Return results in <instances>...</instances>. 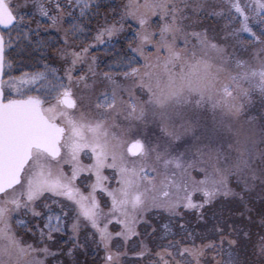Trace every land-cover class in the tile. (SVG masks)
<instances>
[{"label": "snow or ice", "instance_id": "snow-or-ice-1", "mask_svg": "<svg viewBox=\"0 0 264 264\" xmlns=\"http://www.w3.org/2000/svg\"><path fill=\"white\" fill-rule=\"evenodd\" d=\"M0 264H264V0H0Z\"/></svg>", "mask_w": 264, "mask_h": 264}, {"label": "trees", "instance_id": "trees-1", "mask_svg": "<svg viewBox=\"0 0 264 264\" xmlns=\"http://www.w3.org/2000/svg\"><path fill=\"white\" fill-rule=\"evenodd\" d=\"M107 2L113 6L119 7L122 3L125 2V0H107ZM109 18H111V13H108ZM37 19H39V17H37ZM51 36L56 37L54 33H50ZM131 35V33H126L124 35H122L120 38L118 39H114L112 41V43L115 45V49H120L121 47H126L125 45V37H129ZM42 36H44L45 38H47L49 36V33H44L42 32ZM113 49V50H115ZM102 57L106 58L107 60L110 59V57H106L103 55V53L101 52L100 54ZM23 67V66H22ZM23 71H31L32 68L30 65L25 64V67L22 68ZM257 213L261 210V203H257V205L255 206Z\"/></svg>", "mask_w": 264, "mask_h": 264}, {"label": "rangeland", "instance_id": "rangeland-1", "mask_svg": "<svg viewBox=\"0 0 264 264\" xmlns=\"http://www.w3.org/2000/svg\"><path fill=\"white\" fill-rule=\"evenodd\" d=\"M61 3H63V0H61ZM25 11H31V9H27ZM216 19L217 18H215V17H209V18H207L204 21V24L207 25V26H210V27H215ZM33 26H35V24H33ZM52 33H54L55 36L58 38V34L56 32L52 31ZM126 33H131V30L130 29L129 30H126L124 33L121 34V36L124 35V34H126ZM99 59L100 60H107L106 58L102 57L101 55L99 56ZM22 66L25 67V64H21L18 67H16L15 68V71L13 72V75H20L21 74V69L23 68ZM258 108H259V106L257 105V108L254 109V111H258ZM257 203H261L258 196H257L256 200L254 201V205L256 206ZM255 211L257 212L256 208H255Z\"/></svg>", "mask_w": 264, "mask_h": 264}]
</instances>
